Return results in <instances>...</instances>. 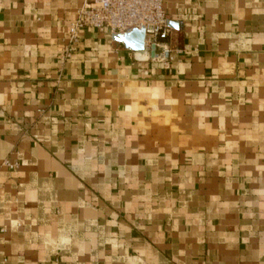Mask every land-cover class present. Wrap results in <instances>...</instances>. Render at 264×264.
Instances as JSON below:
<instances>
[{"label": "crops", "instance_id": "obj_1", "mask_svg": "<svg viewBox=\"0 0 264 264\" xmlns=\"http://www.w3.org/2000/svg\"><path fill=\"white\" fill-rule=\"evenodd\" d=\"M81 3L0 0V264H264V0H163L168 66Z\"/></svg>", "mask_w": 264, "mask_h": 264}, {"label": "built area", "instance_id": "obj_2", "mask_svg": "<svg viewBox=\"0 0 264 264\" xmlns=\"http://www.w3.org/2000/svg\"><path fill=\"white\" fill-rule=\"evenodd\" d=\"M85 27L107 29L112 34L143 29L144 48L151 53L152 59L168 66L170 48L167 40L171 29L163 0H82L68 25L69 44L78 40L80 29ZM71 51L68 46L63 56H70ZM3 164L10 168L17 166L8 159Z\"/></svg>", "mask_w": 264, "mask_h": 264}, {"label": "water", "instance_id": "obj_3", "mask_svg": "<svg viewBox=\"0 0 264 264\" xmlns=\"http://www.w3.org/2000/svg\"><path fill=\"white\" fill-rule=\"evenodd\" d=\"M113 37L133 50H142L144 48L143 29L134 28L125 33H115Z\"/></svg>", "mask_w": 264, "mask_h": 264}]
</instances>
